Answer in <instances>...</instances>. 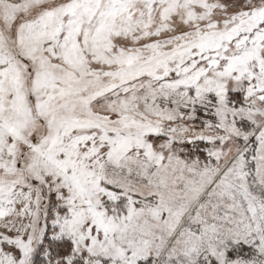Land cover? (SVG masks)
<instances>
[{
	"label": "snow or ice",
	"instance_id": "6c2138e0",
	"mask_svg": "<svg viewBox=\"0 0 264 264\" xmlns=\"http://www.w3.org/2000/svg\"><path fill=\"white\" fill-rule=\"evenodd\" d=\"M0 264H264V0H0Z\"/></svg>",
	"mask_w": 264,
	"mask_h": 264
}]
</instances>
